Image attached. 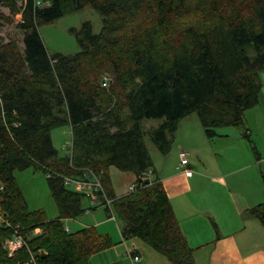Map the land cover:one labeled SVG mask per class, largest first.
<instances>
[{
  "label": "trees",
  "instance_id": "obj_1",
  "mask_svg": "<svg viewBox=\"0 0 264 264\" xmlns=\"http://www.w3.org/2000/svg\"><path fill=\"white\" fill-rule=\"evenodd\" d=\"M36 1L0 0L8 12H0V25L19 16L22 33L20 42L0 35V264H89L112 246L92 227L65 228L87 211L89 196L64 178L81 179L84 169L99 180L124 239L144 242L171 264H194L145 137L166 155L187 116L197 115L207 138L243 123L264 71V0ZM84 8L101 17L100 31L84 22L78 53L49 54L39 27ZM104 73L113 77L109 90L101 86ZM144 119L163 122L146 131ZM65 125L71 146L65 142L59 156L51 131ZM111 166L136 175L133 192L114 195ZM29 168L45 175L56 219L27 210L14 172ZM149 169L150 182L139 183ZM249 213L264 226V202ZM15 235L24 244L10 256L3 243Z\"/></svg>",
  "mask_w": 264,
  "mask_h": 264
},
{
  "label": "crops",
  "instance_id": "obj_2",
  "mask_svg": "<svg viewBox=\"0 0 264 264\" xmlns=\"http://www.w3.org/2000/svg\"><path fill=\"white\" fill-rule=\"evenodd\" d=\"M259 80L258 103L244 112L241 125L217 128L207 138L192 114L179 122L168 152L173 159L156 162L150 156L194 264H264V226L249 213L264 202V71ZM180 151L188 154L191 177L178 167ZM108 173L118 198L136 184L131 172L111 166ZM103 210L107 218L94 225L112 246L92 255L89 264H171L144 242L124 239ZM134 255L140 261L133 262Z\"/></svg>",
  "mask_w": 264,
  "mask_h": 264
},
{
  "label": "rangeland",
  "instance_id": "obj_3",
  "mask_svg": "<svg viewBox=\"0 0 264 264\" xmlns=\"http://www.w3.org/2000/svg\"><path fill=\"white\" fill-rule=\"evenodd\" d=\"M0 12L8 14L6 10L1 8ZM18 21L19 16L13 19L12 24H1L0 35L20 42L22 39V33L15 28ZM84 22H90L93 33H98L101 29V17L91 8H84L70 15L60 17L51 23L41 25L38 31L48 53L51 55L56 53L73 55L78 53L80 47L77 41V33L81 30ZM249 56H254L252 50L249 51ZM102 76L111 79L110 85L105 88L102 87L105 90H109L110 86L113 84V77L109 73H104ZM162 122L163 119H144L141 125L142 128L147 131L151 128L157 127ZM51 139L54 148L58 151V155H65L66 151L62 149V146L65 142L71 139L70 127L65 125L52 129ZM145 144L154 161L159 162L160 159H167V161H170L173 159L171 153L166 156L160 154L148 137H145ZM14 179L29 212L41 213L46 220H53L58 217L57 206L50 194L46 183V177L42 172L35 171L31 168L23 171H15ZM83 206L87 209L85 213L75 219L65 221L67 232H75L81 227H92L99 234H102L100 233L102 230L101 227L97 229V226L94 225L96 222L107 218L101 203L99 201H94L91 204L88 199H85L83 201ZM109 220L113 223L115 229H117V225L119 228L122 225L121 220L115 212L113 217H109ZM5 221L6 220L0 214V225L4 224ZM39 233H41V231L37 229L32 232L30 236H35Z\"/></svg>",
  "mask_w": 264,
  "mask_h": 264
},
{
  "label": "built area",
  "instance_id": "obj_4",
  "mask_svg": "<svg viewBox=\"0 0 264 264\" xmlns=\"http://www.w3.org/2000/svg\"><path fill=\"white\" fill-rule=\"evenodd\" d=\"M48 3H42L40 0L36 1V6H48ZM111 79H107L106 77L102 78L101 86L107 87L110 85ZM67 146H71V142H66ZM179 158V168H182L186 177H191L193 171L188 168V154L185 151H180L178 154ZM152 176V171L149 169L143 174V179H150ZM64 183L66 186L71 187L72 190L78 192L86 193L91 201V204L94 201H99L101 205L103 204L104 207H110V201L105 197L103 193L102 186L96 176L88 169H84L83 175L81 179H73L69 177L64 178ZM2 188L0 187V190ZM136 189V184L131 185L128 189V193L133 192ZM113 217V216H112ZM24 244V240L22 237L15 235L10 239H7L3 243L4 249H6L8 255H13L15 251L20 249ZM31 260H34V257L31 256ZM133 262L140 261V257L138 255H134L132 257Z\"/></svg>",
  "mask_w": 264,
  "mask_h": 264
},
{
  "label": "water",
  "instance_id": "obj_5",
  "mask_svg": "<svg viewBox=\"0 0 264 264\" xmlns=\"http://www.w3.org/2000/svg\"><path fill=\"white\" fill-rule=\"evenodd\" d=\"M150 182L149 179L139 180V183L148 184Z\"/></svg>",
  "mask_w": 264,
  "mask_h": 264
}]
</instances>
